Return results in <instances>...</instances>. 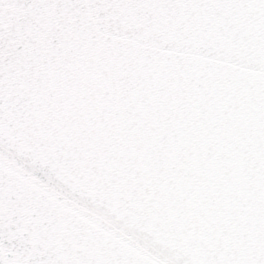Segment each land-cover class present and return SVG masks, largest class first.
<instances>
[{
  "label": "snow or ice",
  "instance_id": "obj_1",
  "mask_svg": "<svg viewBox=\"0 0 264 264\" xmlns=\"http://www.w3.org/2000/svg\"><path fill=\"white\" fill-rule=\"evenodd\" d=\"M0 264H264V0H0Z\"/></svg>",
  "mask_w": 264,
  "mask_h": 264
}]
</instances>
